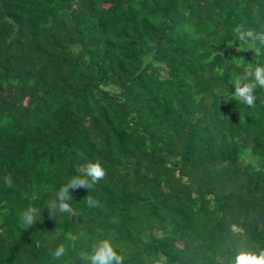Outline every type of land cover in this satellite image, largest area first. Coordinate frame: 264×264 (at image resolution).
Here are the masks:
<instances>
[{
	"label": "trees",
	"instance_id": "obj_1",
	"mask_svg": "<svg viewBox=\"0 0 264 264\" xmlns=\"http://www.w3.org/2000/svg\"><path fill=\"white\" fill-rule=\"evenodd\" d=\"M237 25L264 32V0H0V264H88L102 238L124 264H232L233 224L264 248V89L232 95L264 49ZM95 161L105 178L50 217Z\"/></svg>",
	"mask_w": 264,
	"mask_h": 264
},
{
	"label": "clouds",
	"instance_id": "obj_2",
	"mask_svg": "<svg viewBox=\"0 0 264 264\" xmlns=\"http://www.w3.org/2000/svg\"><path fill=\"white\" fill-rule=\"evenodd\" d=\"M232 32L241 45L255 52L264 49V32H255L243 25L235 26ZM249 65L244 68L241 75L233 80L232 85L235 91L232 95L235 100L239 101V104L253 107L256 103V91L264 89V63L255 61ZM76 172L77 175L70 177L65 184L59 187L55 196L47 202L46 209L50 217L57 213L71 214L73 208L70 201L73 197L70 190L82 187L90 191L107 174L100 161L78 165ZM4 183L9 187L12 186L11 174L4 177ZM86 202L89 207L99 206V201L90 195L86 197ZM42 211L43 209L34 204H29L21 211L20 222L28 229L38 221L37 217L42 215ZM231 231L241 238L235 250L232 264H264V248L257 249L248 244L247 236L238 225H231ZM65 252L66 248L61 244L52 251L51 255L54 259L59 260L65 255ZM81 258L88 264H124V256L117 251L110 238L97 239L92 245L91 251L82 254Z\"/></svg>",
	"mask_w": 264,
	"mask_h": 264
}]
</instances>
